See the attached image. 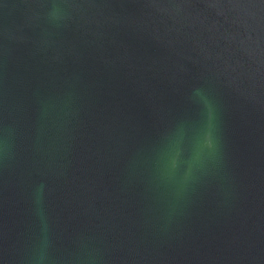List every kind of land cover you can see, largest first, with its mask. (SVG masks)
Here are the masks:
<instances>
[{
	"label": "water",
	"instance_id": "obj_1",
	"mask_svg": "<svg viewBox=\"0 0 264 264\" xmlns=\"http://www.w3.org/2000/svg\"><path fill=\"white\" fill-rule=\"evenodd\" d=\"M0 264H264V0H0Z\"/></svg>",
	"mask_w": 264,
	"mask_h": 264
}]
</instances>
